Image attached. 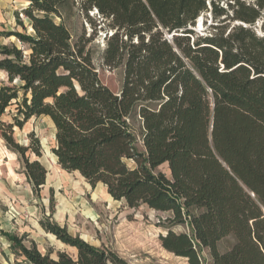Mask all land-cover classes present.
<instances>
[{"label":"trees","instance_id":"16d2710c","mask_svg":"<svg viewBox=\"0 0 264 264\" xmlns=\"http://www.w3.org/2000/svg\"><path fill=\"white\" fill-rule=\"evenodd\" d=\"M7 31L22 44L0 46V136L18 155L33 192L40 195L48 169L38 136L28 144L14 137L33 117L55 127L52 152L67 172L92 187L103 184L127 206L170 211L162 246L189 264H264V36L252 26L264 17V0H25ZM95 9L113 33L105 36L102 64L124 66L120 92L104 85L87 45L75 42L64 12ZM210 14L209 33L194 26ZM56 19H59L57 21ZM171 36V38L169 37ZM10 111V110H9ZM141 121L145 151L132 121ZM35 156L31 159V156ZM134 162L129 166L127 161ZM166 164L170 176L157 169ZM41 227L75 249L42 253L34 242L4 232L17 264H130L45 217ZM233 235L226 252L219 242ZM77 253V254H76ZM76 254V255H75Z\"/></svg>","mask_w":264,"mask_h":264},{"label":"rangeland","instance_id":"374dc122","mask_svg":"<svg viewBox=\"0 0 264 264\" xmlns=\"http://www.w3.org/2000/svg\"><path fill=\"white\" fill-rule=\"evenodd\" d=\"M89 16L91 20L77 5L71 12H64V22L74 42L83 35L86 38L95 35L87 49L92 52L101 82L118 94L123 86L124 66L109 69L102 64L103 50L107 43L104 35L108 33L109 36L112 29L107 21L93 11ZM20 17L28 27V32H32L29 20L23 14ZM210 23L208 12L202 14L191 27L196 34L206 35L209 33L207 26ZM8 25L10 28L7 31H24L14 19ZM252 28L257 35L264 36V17ZM0 44L22 47L15 36H0ZM2 83H7V77L5 72L0 71V85ZM12 112L14 108L8 109L0 121L11 122ZM132 124L138 135V147L145 151L141 138V121L137 118ZM32 131L40 139V160L48 169L46 184L39 196L27 181L18 155L7 147L0 136V228L4 232L24 237L27 246L34 242L42 253L53 251V257H56L58 251L74 256L75 249L41 227L40 220L49 216L61 226H66L73 236H80L94 246L111 249L130 264H189L186 258L166 250L160 240V236L169 229L177 233H191L188 223L171 224L168 220L172 217L170 211H157L147 205L131 208L124 201L114 200L103 184L92 187L79 173L63 170L52 152L55 146V127L49 117L31 118L23 129L15 128L14 137L18 143L25 145L28 144V134ZM34 158L32 155L31 159ZM127 163L134 166L131 160ZM157 171L170 176L166 164ZM234 242V236L229 235L219 242V249L226 252ZM9 246L10 242L0 233V264H17L21 261V258L17 259L12 254ZM201 253L205 264H212L208 249H203Z\"/></svg>","mask_w":264,"mask_h":264},{"label":"crops","instance_id":"0c3cea01","mask_svg":"<svg viewBox=\"0 0 264 264\" xmlns=\"http://www.w3.org/2000/svg\"><path fill=\"white\" fill-rule=\"evenodd\" d=\"M29 4L25 0H0V36L4 35L2 31L9 30L11 20H16L15 13L22 11ZM1 45V44H0Z\"/></svg>","mask_w":264,"mask_h":264},{"label":"built area","instance_id":"2783aa9c","mask_svg":"<svg viewBox=\"0 0 264 264\" xmlns=\"http://www.w3.org/2000/svg\"><path fill=\"white\" fill-rule=\"evenodd\" d=\"M91 12H92V11H91ZM93 13H94V14H98V12H97L96 9L93 11ZM112 33H113V31L111 30L110 33H109V35H111ZM105 36H106V34L104 35V37H105Z\"/></svg>","mask_w":264,"mask_h":264},{"label":"water","instance_id":"95a60500","mask_svg":"<svg viewBox=\"0 0 264 264\" xmlns=\"http://www.w3.org/2000/svg\"><path fill=\"white\" fill-rule=\"evenodd\" d=\"M171 38V36H169Z\"/></svg>","mask_w":264,"mask_h":264},{"label":"bare ground","instance_id":"6f19581e","mask_svg":"<svg viewBox=\"0 0 264 264\" xmlns=\"http://www.w3.org/2000/svg\"><path fill=\"white\" fill-rule=\"evenodd\" d=\"M77 254V253H76Z\"/></svg>","mask_w":264,"mask_h":264}]
</instances>
